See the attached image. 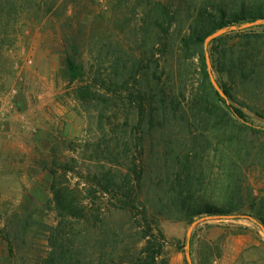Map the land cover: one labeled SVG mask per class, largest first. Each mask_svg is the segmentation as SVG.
Segmentation results:
<instances>
[{
	"label": "trees",
	"instance_id": "16d2710c",
	"mask_svg": "<svg viewBox=\"0 0 264 264\" xmlns=\"http://www.w3.org/2000/svg\"><path fill=\"white\" fill-rule=\"evenodd\" d=\"M122 7H132V19ZM102 18L107 31L109 26H125L133 37L121 41L114 33L96 32L92 37L98 48L90 54L94 57L88 69L85 32L78 37L69 34L62 67L66 79L78 84L75 99L99 114L103 136L85 145L95 146L87 149L88 161L99 172L82 188L67 180L73 166L65 174L52 171L57 224L49 228V250L33 260H22L27 264H168L164 259L168 242L135 190L143 188L144 173L131 146L143 162L144 141L157 134L166 137L168 128L180 120L186 129L183 137L168 135L163 146L165 165L171 161L176 181L169 176L165 182L161 208L175 209L170 217L188 223L203 216L234 219L247 208L249 217L264 227V198L257 199L250 189L245 195L243 189V169L251 160L264 162V144L250 143V133L261 131L249 125L246 103L237 102L235 94L263 79L264 55L258 46L264 36L251 30L230 31L233 26L264 21V0H189L185 6L171 0H134L133 4L125 0ZM192 71L198 83L190 86ZM120 108L125 117L118 115ZM251 109L264 120V109ZM106 117L113 118L114 136L104 130ZM214 167L222 189L215 201L193 190L194 180L200 181ZM138 208L142 214H136ZM117 215L127 223H111ZM24 228L23 240L28 232ZM129 240L135 250L144 245L139 253L128 250L124 260ZM174 245L184 249L180 243ZM11 260L17 264L16 256Z\"/></svg>",
	"mask_w": 264,
	"mask_h": 264
},
{
	"label": "rangeland",
	"instance_id": "374dc122",
	"mask_svg": "<svg viewBox=\"0 0 264 264\" xmlns=\"http://www.w3.org/2000/svg\"><path fill=\"white\" fill-rule=\"evenodd\" d=\"M121 1L125 0H0V264H11L14 256L17 264H27L22 257L33 260L34 256L48 252L49 228L57 224L51 192L53 170L65 174L69 166H73L74 171L68 173L67 180L72 185L80 183L82 188L99 172L96 165L88 161L91 153L87 149L93 150L95 146L85 147L103 136L99 114L95 108L87 110L80 105L73 93L78 84L70 83L62 73L65 38L69 34L78 37L81 31L85 32L87 41L83 52H86L85 62L90 69L94 57L90 54L98 48L93 37L96 32L102 35L101 31H107L102 16L110 14L112 7ZM171 1L185 6L189 0ZM133 2L130 0L131 4ZM122 10L129 14V19L133 18L132 7H122ZM122 28L109 26L107 32L114 33L121 41L131 39L133 33L125 26ZM249 30L264 36V21L230 28V31ZM262 40L258 50L264 55V37ZM130 47H134L133 43ZM191 73L190 86L197 85L198 75ZM255 87L256 93H252ZM235 94L237 102L246 103L244 111L249 125L261 131L251 132L249 137L250 143L259 147L264 144V120L251 108L264 109V77L252 87L239 88ZM186 101L183 103L187 107ZM118 115L125 117L126 113L120 108ZM112 120L106 117L103 123L109 136L115 135ZM183 124L181 120L172 124L168 135L182 138L186 130ZM167 136L157 134L144 141V164L138 149L131 146L132 155L138 158L144 173L143 188L135 190L147 205L149 219L158 222L157 228L168 242L164 259L168 264H215L216 261L221 264L227 251L226 240L230 238L232 242L249 240L235 264H264V227L249 217L247 208L246 213H238L234 219L203 216L192 223L170 217L175 209L161 208L165 182L169 176L172 182L176 181L171 161L168 167L165 165L163 146ZM253 163L249 161L243 169V189L245 195L250 189L261 199L264 198V162ZM211 169L205 171L200 181L194 180L193 190L198 196H208L215 201L222 189L214 175L218 168ZM101 200L106 202L104 198ZM135 212L142 214L143 211ZM118 215L110 222L127 223L124 216ZM142 216L137 217L138 221L143 220ZM207 220L213 221L208 224ZM24 226L28 227V232L23 240ZM176 243L184 249L178 250ZM127 245L124 260L128 250L139 253L144 243L138 244V250L130 240Z\"/></svg>",
	"mask_w": 264,
	"mask_h": 264
},
{
	"label": "crops",
	"instance_id": "0c3cea01",
	"mask_svg": "<svg viewBox=\"0 0 264 264\" xmlns=\"http://www.w3.org/2000/svg\"><path fill=\"white\" fill-rule=\"evenodd\" d=\"M213 220H207L205 221V223H212ZM217 231V229L214 230V232ZM249 241V240H246ZM246 241H241V240H234L232 242V240L230 238H228L226 240L227 242V251L225 252V259H221L220 262L221 264H224L226 262V264H235L237 262L238 257L240 256L242 250L244 247H246ZM229 258H231L229 260Z\"/></svg>",
	"mask_w": 264,
	"mask_h": 264
},
{
	"label": "water",
	"instance_id": "95a60500",
	"mask_svg": "<svg viewBox=\"0 0 264 264\" xmlns=\"http://www.w3.org/2000/svg\"><path fill=\"white\" fill-rule=\"evenodd\" d=\"M220 33L216 34L215 36L219 35ZM215 36L211 37L208 41H210L212 38H214Z\"/></svg>",
	"mask_w": 264,
	"mask_h": 264
},
{
	"label": "built area",
	"instance_id": "2783aa9c",
	"mask_svg": "<svg viewBox=\"0 0 264 264\" xmlns=\"http://www.w3.org/2000/svg\"><path fill=\"white\" fill-rule=\"evenodd\" d=\"M218 262L216 261L215 264H217Z\"/></svg>",
	"mask_w": 264,
	"mask_h": 264
}]
</instances>
